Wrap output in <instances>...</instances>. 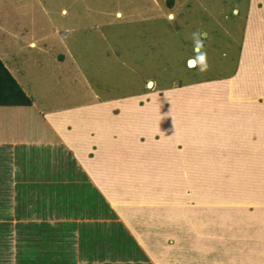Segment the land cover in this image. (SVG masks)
<instances>
[{
    "label": "rangeland",
    "instance_id": "rangeland-1",
    "mask_svg": "<svg viewBox=\"0 0 264 264\" xmlns=\"http://www.w3.org/2000/svg\"><path fill=\"white\" fill-rule=\"evenodd\" d=\"M17 3L28 8L8 17L19 23L16 38H47L53 47V28L66 27L81 68L14 46L37 104L43 94L69 106L140 92L164 101L167 112L179 102L176 146L140 138L134 156L116 159L124 180L111 189L127 202L125 213L181 219L179 245L194 248L189 258L197 261L264 264V78L235 76L249 0H44L45 7L0 0V7ZM189 59L198 65L189 68ZM256 118L261 125H249ZM62 156L71 169V156ZM8 235L5 226L0 264H12Z\"/></svg>",
    "mask_w": 264,
    "mask_h": 264
},
{
    "label": "crops",
    "instance_id": "crops-1",
    "mask_svg": "<svg viewBox=\"0 0 264 264\" xmlns=\"http://www.w3.org/2000/svg\"><path fill=\"white\" fill-rule=\"evenodd\" d=\"M36 1L45 7L44 0ZM27 8L18 3L0 7V59L32 100L31 106H0V241L6 226L12 264H211L189 258L195 249L179 245L180 225L175 222L181 219L168 214L128 216L127 202L111 189L124 180L116 159L134 156L140 138L146 145L178 144L183 129L174 112L179 102L167 112L164 101L140 92L69 106L65 98L43 94L37 104L14 46L50 54L58 67L71 63L77 71L81 68L67 48L66 27L53 28L59 37L53 47L47 38H16L19 29L12 28L19 23L8 17ZM42 11L48 14L46 8ZM7 34L12 43L2 40ZM235 76L264 78V0H249ZM234 93L242 94L243 88H234ZM249 125L261 124L256 118ZM63 153L75 163L71 169Z\"/></svg>",
    "mask_w": 264,
    "mask_h": 264
},
{
    "label": "trees",
    "instance_id": "trees-1",
    "mask_svg": "<svg viewBox=\"0 0 264 264\" xmlns=\"http://www.w3.org/2000/svg\"><path fill=\"white\" fill-rule=\"evenodd\" d=\"M32 100L0 59V106H31ZM2 241L0 246L2 245Z\"/></svg>",
    "mask_w": 264,
    "mask_h": 264
},
{
    "label": "bare ground",
    "instance_id": "bare-ground-1",
    "mask_svg": "<svg viewBox=\"0 0 264 264\" xmlns=\"http://www.w3.org/2000/svg\"><path fill=\"white\" fill-rule=\"evenodd\" d=\"M172 18V17H171ZM190 61V62H189ZM188 66H189V68H195L196 66H197V63H196V61H194V59H189L188 60ZM153 87V84H150L149 85V88H152Z\"/></svg>",
    "mask_w": 264,
    "mask_h": 264
}]
</instances>
